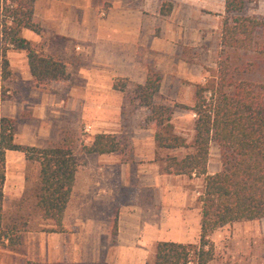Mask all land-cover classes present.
Masks as SVG:
<instances>
[{
  "label": "crops",
  "instance_id": "crops-1",
  "mask_svg": "<svg viewBox=\"0 0 264 264\" xmlns=\"http://www.w3.org/2000/svg\"><path fill=\"white\" fill-rule=\"evenodd\" d=\"M170 1L169 17L162 20L160 0H34L32 16L40 27V35L22 29L20 37L34 45L41 55L64 63L67 80L47 85L45 90H36L28 73L25 53L6 51L5 59L12 76L7 85L12 99L0 100V118L16 121L13 142L40 146L42 140L39 141V137L48 134L47 124L42 126L43 122L54 120L59 113L75 111L77 120H91L88 125L91 135L138 137V144L136 140L133 142L130 154L145 149L143 136L149 132L122 124L124 115L120 107L123 99L121 92L113 90L112 85L118 81L126 82L124 89L143 85L147 71L153 70L162 77L159 95L165 96L169 88L180 89L179 82L164 80L172 78L178 63H182L178 50L197 44L198 10L189 5L181 8L183 6L177 2ZM222 7L223 4L221 11ZM184 22L186 27L178 26ZM155 23L162 24L158 36L153 33ZM190 66L195 65L191 63ZM200 69L206 71L195 67L194 79L200 77ZM182 78L192 79L193 73ZM22 116L30 117L35 125L17 123ZM20 154L4 153V188L12 184L13 174L21 184L24 181L26 164H12L8 160ZM115 166L124 173L121 178H116L117 182L129 180L127 164L104 160L95 168ZM134 168H139V164ZM91 169L79 167L75 173L60 222L62 230L52 231L54 224L41 220L39 230L20 233L17 249L7 246L6 241L0 244V264H151L155 243L194 242L193 237L199 231V216L198 213L193 216L186 209V195L175 188L165 189L156 208L132 205L119 210L114 203L117 200L111 194H104L107 198L104 201L102 192L96 186L90 187L95 184L92 178L84 184L82 177L87 178ZM131 173L132 169L129 170ZM136 176L137 185L147 189L153 183L164 185L168 181L157 172H142L141 177L136 173ZM237 224L239 226H235ZM113 225L115 229L111 233ZM232 227L243 228L245 225L233 223ZM217 234L212 233L209 239L214 242ZM257 246L214 242L211 260L206 264H256L254 252Z\"/></svg>",
  "mask_w": 264,
  "mask_h": 264
},
{
  "label": "trees",
  "instance_id": "trees-1",
  "mask_svg": "<svg viewBox=\"0 0 264 264\" xmlns=\"http://www.w3.org/2000/svg\"><path fill=\"white\" fill-rule=\"evenodd\" d=\"M250 0H224L219 27L220 54L238 52L264 53L257 46L264 39V19L243 16ZM34 0H0V80L9 75L5 53L23 51L33 87L67 80L64 63L38 53L35 46L20 37L22 29L40 35V27L32 16ZM169 2L160 5L159 15L168 16ZM10 25H6V19ZM258 49V50H257ZM224 61L217 63L212 81L196 86L193 105V138L190 145L172 133V108L155 104L159 74L148 70L143 85L133 86L136 105L146 112L144 122L152 131L156 148L161 150L190 149L182 158H166L162 167L165 176L183 175L202 178L197 196L199 205V234L194 244L157 242L151 264H206L212 257L208 236L225 225L264 219V84L233 82L226 73ZM118 83V84H117ZM126 82H116L113 90L123 91ZM2 100V97H0ZM16 122L0 118V187L3 182L4 153H21L28 165H36L37 177L31 189L33 211L42 220L51 221L60 232V222L77 171L73 150L74 131H64L60 138L43 147L22 146L13 142ZM218 150L219 169L207 174L209 145ZM85 154H118L121 163L129 160L130 148L119 136L93 135ZM27 182V177H24ZM23 200V197L21 198ZM24 225L16 223L0 227V244L17 249Z\"/></svg>",
  "mask_w": 264,
  "mask_h": 264
},
{
  "label": "rangeland",
  "instance_id": "rangeland-1",
  "mask_svg": "<svg viewBox=\"0 0 264 264\" xmlns=\"http://www.w3.org/2000/svg\"><path fill=\"white\" fill-rule=\"evenodd\" d=\"M160 1L161 4H164L166 2H169L171 4L170 0ZM223 1L224 0H173V2H177L179 5L183 6L181 8H186V5L193 6V10L194 7L197 8V35L199 36V38L196 37L197 44L195 46H182V49L178 50V52L180 51V53H178L179 59L182 61V63H178V68L173 73L174 75L172 78L164 80L166 82H179V84L181 85L180 89L174 90V87L169 88L165 96L162 94L159 95L157 92L156 96L153 98V102L155 104H162L172 108V114L170 117L172 133L175 136L184 139L187 145L191 144L194 134L193 122L195 116L189 110V108H191V106L193 105L195 87L204 86L208 81H212V76L216 73L217 63L219 62V60L225 62V66L227 68L226 73L228 74V76L232 77L233 82L243 81L264 84V53L260 55L254 52L246 54L238 52H225L223 54H220L219 27L221 17L223 16V10L221 11V5L223 4ZM243 16L264 19V0L247 1L243 10ZM165 17H163L162 20H165ZM159 25L162 24L155 23L153 29L154 35L158 36L161 33L162 30ZM178 26L183 28L187 26V23L184 22V24ZM169 35L170 33L167 34V37H169ZM258 43L259 45L257 46V48L264 51V39L259 40ZM191 48L193 50L196 49V51H192ZM206 51H209L210 53L208 54ZM191 63L195 66H190ZM166 67L167 69L169 68L168 66ZM195 67L203 68V70L205 69L207 72H203L200 69L202 71L200 77L194 79L196 73L193 71V69ZM155 73L159 74L158 72ZM192 73V79L182 78L183 76ZM11 79L12 76H10L9 74L6 79L0 80V97H2L3 101L12 99L10 93L11 89H9L7 85V82H11ZM161 79L162 77L160 76V82ZM132 91L133 87L131 86L126 87L120 93V96L123 99L120 107L121 113L122 115H124L122 124H124L128 128L133 127L132 129L135 130L143 129L149 133H145V135L143 136V139L145 140V149H143L142 151H138L136 154H127L129 160L123 163V165H129V168L127 169V178H129V180H126V182H117L116 178H121L120 175L124 173L121 172V169H117L116 166L110 167L109 169H103L100 167H98L97 169L95 168L98 162H103L104 160L106 162H111L113 160L117 164H122L119 160L118 154L113 153L100 156L95 154H85L83 152L82 148L89 146L91 138L93 136L90 133L91 129H89L88 127V125H90L89 121L91 120H89L88 118L83 120V122L77 120V113H75V111L69 113H59L54 120H48L46 123L43 122L42 126L47 124L46 134H48L46 137H39V141L42 140V142L40 146L37 147H43L48 142H56L60 138L61 133L64 131H74L76 138V147L73 150V154L75 155L77 170L79 167L92 168L91 170H89L90 174L87 176V178L82 177V181L87 182L89 178H92V182L97 185L91 184L90 187L96 186L95 188H98V191L102 192L103 196L104 194H111L112 198L117 200L114 202L116 205H118L117 209H127L132 205L135 208H156L160 205L161 202L160 195H165V189H169L168 191H170V188H175L177 192L179 191L184 196L186 195V209L192 212L193 216L196 213H198L199 216V205L196 199L201 192L203 179L194 178L193 176L186 177L183 175L165 176L161 172L166 158L175 157L177 159H180L187 152H189L190 149L161 150L156 148L152 139V131L144 122L146 112L136 105V101L133 99ZM64 108L65 107L63 106V109ZM125 117L127 120L125 119ZM20 122H25L26 124H29V126L35 125V122H33L30 117L26 118L25 116H22L18 118L17 123ZM127 132H130V129H127ZM27 135L30 136V132H28ZM119 137L128 144L130 151L131 145L135 140L138 144V137H132L129 135H121ZM5 160L6 159H4V161ZM8 160H10L12 164L19 162H24L26 164L21 154ZM137 164H139V168L135 169L134 166L137 167ZM131 169L132 173L130 175L129 170ZM218 169V150L214 144H210L206 162L207 174H213L217 172ZM147 171H149L150 173L152 172L153 174L157 172V174L164 177L165 180L168 179V181L164 185H155L152 182L153 185H151V187L148 189L144 188L143 186H138L137 184L139 183V180L136 176V173H138V175H140L139 177H141L142 172ZM134 175L137 179L134 177ZM23 176L27 177V182L23 181L21 184L18 179H16V175L13 174L11 176L12 184L8 185L5 188L4 185L0 187V227L5 224L10 225L12 223H16L18 226H21L23 224L24 231L39 230L40 227L38 225L41 223L42 219L39 218L38 214H36V212L32 209L34 203L30 194L37 177L36 165L26 164L24 167ZM16 181L17 183H14ZM86 182H84V184ZM111 182H113V186L111 185ZM22 197L23 200L21 199ZM106 199L104 196V201H106ZM102 207L104 208L105 205H103ZM111 210H113V208H111ZM236 223L243 224L245 225V227L233 228V223L225 225L224 227L212 232L214 234L218 233L216 237H214V242H216V244H258L257 249L254 252V256L256 257L255 261H257L256 264H264V219L259 221ZM235 226L239 225L237 224ZM112 229L113 230L111 231V233L114 232V225ZM45 230L47 231V229ZM198 234L199 231L198 233H196V236L193 237L194 242L191 244L197 242ZM210 235L207 239L211 244H214V242L209 239ZM250 255L251 252L249 253V258Z\"/></svg>",
  "mask_w": 264,
  "mask_h": 264
},
{
  "label": "built area",
  "instance_id": "built-area-1",
  "mask_svg": "<svg viewBox=\"0 0 264 264\" xmlns=\"http://www.w3.org/2000/svg\"><path fill=\"white\" fill-rule=\"evenodd\" d=\"M6 25H10V19L9 18L6 19Z\"/></svg>",
  "mask_w": 264,
  "mask_h": 264
}]
</instances>
